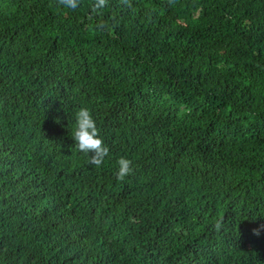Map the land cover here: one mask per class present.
I'll use <instances>...</instances> for the list:
<instances>
[{"label":"trees","instance_id":"1","mask_svg":"<svg viewBox=\"0 0 264 264\" xmlns=\"http://www.w3.org/2000/svg\"><path fill=\"white\" fill-rule=\"evenodd\" d=\"M95 3L0 0V264H264V0Z\"/></svg>","mask_w":264,"mask_h":264},{"label":"clouds","instance_id":"2","mask_svg":"<svg viewBox=\"0 0 264 264\" xmlns=\"http://www.w3.org/2000/svg\"><path fill=\"white\" fill-rule=\"evenodd\" d=\"M63 4L71 9L78 7L79 0H62ZM106 0H96L97 10L105 6ZM75 139L77 146L82 152H93L95 154L93 163L100 165L108 155V148L104 145L102 137L96 127L95 119L87 108H81L76 113ZM131 171V161L121 157L117 161V177L123 179Z\"/></svg>","mask_w":264,"mask_h":264}]
</instances>
